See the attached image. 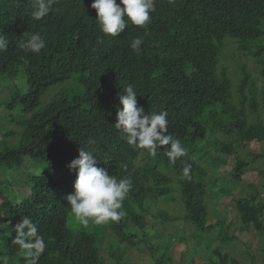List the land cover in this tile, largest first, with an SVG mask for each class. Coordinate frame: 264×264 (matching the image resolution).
I'll return each mask as SVG.
<instances>
[{
    "label": "trees",
    "instance_id": "1",
    "mask_svg": "<svg viewBox=\"0 0 264 264\" xmlns=\"http://www.w3.org/2000/svg\"><path fill=\"white\" fill-rule=\"evenodd\" d=\"M92 2L59 0L48 16L34 21L29 0H0V34L9 39L7 51L0 53V87L6 83L12 89L1 97L0 107L4 109L2 119L19 128L0 130V195L4 198L0 200V223L8 224L0 229L4 233L0 262L24 264L11 241L14 226L28 216L47 243L39 264H107L101 256L106 229L115 242L106 250L114 258V246L122 249L124 242L132 245L138 237L131 234L129 223L143 231L148 203L160 198L173 202L175 193L183 214L170 217L161 211L162 223L181 221L192 230L189 237L197 245L204 239L210 245L215 239L230 244L236 240L235 233L229 236L222 231V222L207 221L209 174L225 168L233 185L247 181L254 192L248 198L234 199L239 228L264 234V203L260 200L264 183L252 184L258 177L264 181V170L251 166L261 156L237 153L245 144H264V121L258 115L257 120L248 121V113L257 114V78L263 82L264 109V0H157L147 29L129 26L118 36L102 38ZM34 32L46 41L39 54L18 46ZM138 36L144 38L140 54L130 48ZM226 40H233L237 50L256 66L255 77L245 65L239 66L234 94L228 70L219 61ZM18 78L24 79L23 90L15 83ZM70 81L73 88L64 87L43 103L48 90ZM128 84L137 91L138 106L146 114L168 113V134L179 139L188 152L175 165L169 164L163 149L152 158L129 147L112 126L122 107L117 96ZM207 135L213 140L211 151L200 154V143ZM80 147L93 151L97 166L109 175L132 180L121 209L123 218L106 224L101 237L97 228L78 233L66 228L70 212L66 196L73 191L76 174L67 165L77 158ZM231 157L234 166L228 169ZM26 159L39 172L26 171L21 181H5ZM185 164H191V180L180 179ZM249 170L256 172L246 175ZM14 185L28 189L19 201L12 199ZM184 237L175 238L181 241ZM142 238L146 244L144 234ZM123 256L114 258L115 264ZM213 256L210 264H238L220 247L214 248ZM156 264L161 263L156 260ZM248 264H255L253 256Z\"/></svg>",
    "mask_w": 264,
    "mask_h": 264
},
{
    "label": "clouds",
    "instance_id": "2",
    "mask_svg": "<svg viewBox=\"0 0 264 264\" xmlns=\"http://www.w3.org/2000/svg\"><path fill=\"white\" fill-rule=\"evenodd\" d=\"M32 11L31 18L39 21L48 16L59 0H29ZM157 0H93L90 7L95 10V25L100 37L118 36L129 26L147 29L151 23V13L156 10ZM143 36L135 37L130 48L140 54ZM25 52L39 54L46 47L45 37L34 32L19 43ZM9 39L0 34V53L6 52ZM137 91L128 84L117 96L122 106L116 112L112 125L121 139L131 148L143 151L149 157H156L161 149L169 164L175 165L177 160L187 156V148L174 136L168 134V113L166 111L145 113L138 106ZM69 169H75L73 191L66 196L70 212L76 222L88 226L109 222H119L124 212L123 202L132 189L130 177L118 179L114 175L97 166V157L93 151L80 147L77 158L73 159ZM191 164H185L180 176L181 180H191ZM3 217V212H0ZM7 223H0V229H6ZM12 231L15 236L11 244L16 247L17 254L23 258L24 264H39L40 257L47 247L44 236L38 234L37 225L30 217L21 218Z\"/></svg>",
    "mask_w": 264,
    "mask_h": 264
},
{
    "label": "rangeland",
    "instance_id": "3",
    "mask_svg": "<svg viewBox=\"0 0 264 264\" xmlns=\"http://www.w3.org/2000/svg\"><path fill=\"white\" fill-rule=\"evenodd\" d=\"M219 61L222 63L228 70V74L232 79L233 94L236 91L237 80L240 76L239 66L245 65L248 69L251 77L257 76L256 66L254 61L244 52H239L233 40H226L225 48L219 56ZM16 85L20 90L24 89L25 82L23 78H18L16 80ZM257 85V114L250 113L248 116V121L253 122L258 118L264 121V109L263 101L260 96V83L263 84L260 78H257L255 82ZM1 85V84H0ZM74 82H66L65 84L54 87L48 90L42 101L45 103L49 100L56 92L61 91V89L68 88L71 89L74 87ZM10 84H2L0 87V99L3 96H6L11 92ZM4 115V109L0 107V130L8 131L16 130L19 131V128L9 121L2 119ZM14 141V139H13ZM212 137L207 135L205 140L200 143V154L211 151ZM237 153L241 156L250 157L251 155H260L261 157L257 159L251 166H254L256 170H264V144L257 142H251L245 144ZM203 156V155H202ZM234 166V158L228 159V166ZM227 171V169L225 168ZM255 171L249 170L246 172V175H253ZM34 172L38 173L39 170L31 163L29 159L25 160L24 166L19 168L15 174L8 175L5 178V181H10L9 183H14L16 180H23L24 172ZM224 170H217L214 174H209V180L212 181L210 189L208 191L210 196V201L207 202L208 205V224H214L216 222H222L223 228L222 231L230 234L235 233L236 240L230 244H222L219 239L212 241L211 245L207 242V239H204L202 243L197 245L190 237L189 233L192 232L191 229L187 228L186 225H182L181 221L176 222H166L162 223L158 214L161 211L166 212L167 215L181 217L183 214V208L178 200V194H174L175 200L173 202L166 203L161 198L155 201V203H148L149 213L145 215L146 227L143 231L139 230L133 223H129L131 234L137 233L138 237L134 239L132 245H128L126 242L122 244V249L120 246L111 250V254L115 256L116 259L119 255H124L123 260L120 264H156V260L161 264H210L211 261L215 260L213 256V250L215 247H220L223 253H227L231 257L235 258L238 261V264H248L249 256H253L255 259V264H264V234L255 232L254 230H241L240 224L237 220V215L234 211V199L235 198H248L254 194L253 190L248 187L247 181L239 182L233 185L230 182L229 176ZM22 174V176H21ZM7 181V182H8ZM264 181L260 180V177L255 178L252 184L260 185ZM14 189V190H13ZM259 189V188H258ZM13 194L12 199L19 201L23 195L28 193V189L23 185H14L12 187ZM11 191V190H10ZM8 191L7 193H9ZM4 199L2 194L0 195V200ZM260 200L264 203V189H260ZM9 205V202H6V206ZM264 220V216H263ZM108 224V223H107ZM182 225V226H181ZM264 225V221H263ZM106 224L96 225L89 223L88 226L80 225L76 222L69 212L66 217V228L72 233H78L82 230L92 232L93 228H97L99 237L105 234L104 227ZM179 227H183L181 232ZM216 233V230L213 231ZM143 234L147 243L143 242ZM111 231L106 229V234L104 237L103 244L101 246V256L105 263L115 264L114 258L106 250L108 244L114 245V241H110ZM181 241H177L175 237H183ZM4 237V233L0 231V242ZM221 238V237H220ZM181 239V238H180ZM167 245V247L165 246ZM166 247L167 249H165ZM125 252V253H124ZM2 263H5L4 261ZM0 262V264H2ZM18 264V261L15 262Z\"/></svg>",
    "mask_w": 264,
    "mask_h": 264
}]
</instances>
